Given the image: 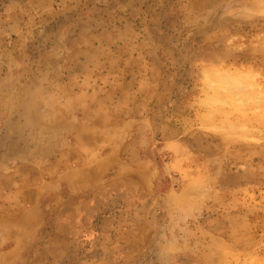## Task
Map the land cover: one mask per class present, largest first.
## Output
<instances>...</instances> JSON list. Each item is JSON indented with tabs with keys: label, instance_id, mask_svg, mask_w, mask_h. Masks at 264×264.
Returning a JSON list of instances; mask_svg holds the SVG:
<instances>
[{
	"label": "rangeland",
	"instance_id": "1",
	"mask_svg": "<svg viewBox=\"0 0 264 264\" xmlns=\"http://www.w3.org/2000/svg\"><path fill=\"white\" fill-rule=\"evenodd\" d=\"M0 264H264V0H0Z\"/></svg>",
	"mask_w": 264,
	"mask_h": 264
}]
</instances>
